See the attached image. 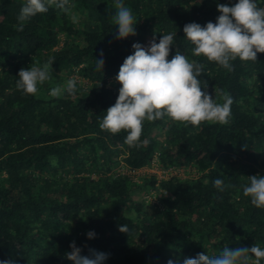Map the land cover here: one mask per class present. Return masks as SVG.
Here are the masks:
<instances>
[{
    "label": "trees",
    "instance_id": "trees-1",
    "mask_svg": "<svg viewBox=\"0 0 264 264\" xmlns=\"http://www.w3.org/2000/svg\"><path fill=\"white\" fill-rule=\"evenodd\" d=\"M123 2L137 35L121 40L115 0H70V13L51 7L23 31L14 25L26 0H0V261L73 264L66 258L73 242L82 256L107 254L104 264H183L224 247L264 248V209L243 196L249 177H264V53L233 61L229 72L193 57L183 32L189 23L215 24L217 5L238 0ZM256 3L264 8V0ZM172 32L168 59L179 51L204 65L201 90L218 103L219 93L231 95L230 123L145 121L141 140L149 143L129 147L127 133L99 127L119 95L115 77L133 44L147 47ZM49 59L52 78L36 95L17 89L22 68ZM73 76L75 96L49 95ZM154 168L165 177L140 174Z\"/></svg>",
    "mask_w": 264,
    "mask_h": 264
},
{
    "label": "clouds",
    "instance_id": "clouds-1",
    "mask_svg": "<svg viewBox=\"0 0 264 264\" xmlns=\"http://www.w3.org/2000/svg\"><path fill=\"white\" fill-rule=\"evenodd\" d=\"M116 15L114 24L118 27L117 38L124 40L137 35L136 19L130 7L123 0H115ZM55 7L64 13H70V0H26L17 17V31H23L25 21L49 11ZM220 13L217 22L207 23L202 27L197 23L186 24L183 28L186 39L194 46L193 57H203L214 62L227 71H233V61H257V53H264V8L258 7L256 0H238L233 6L217 5ZM177 33L163 34L157 43L156 38L146 47L140 43L133 44V54L121 65L116 81L121 85L115 105L108 108L106 115L99 123L102 131L112 135L127 133L124 143L132 148L147 145V139L141 140L145 121L155 122L166 117L199 128L204 122L221 125L230 123L233 98L227 93H219L222 103H218L207 92L202 91L199 77L203 74L204 65L197 60H190L177 51L171 60L168 59ZM49 59L42 65L33 64L28 69L19 71L16 87L24 95H36L40 87L51 80ZM104 60H96V70L102 71ZM78 77L69 78L63 88L56 86L50 89L49 95L60 98L63 93L75 96ZM249 183L243 186V196L250 199L253 206L264 209V177L251 176ZM207 183V181H206ZM214 187L223 192L224 181L217 178ZM126 214V212L124 213ZM135 216L133 211L130 214ZM119 231L129 234L128 225L119 227ZM88 238L95 237L93 231ZM72 251L66 258L73 264H104L107 254L95 252L94 258L81 255V249L73 242ZM264 248L258 244L251 247L230 249L224 247L217 255L200 253L196 258H187L183 264H262ZM0 264H13L12 261H0ZM168 264H173L172 260Z\"/></svg>",
    "mask_w": 264,
    "mask_h": 264
},
{
    "label": "rangeland",
    "instance_id": "rangeland-1",
    "mask_svg": "<svg viewBox=\"0 0 264 264\" xmlns=\"http://www.w3.org/2000/svg\"><path fill=\"white\" fill-rule=\"evenodd\" d=\"M180 174H183V171L179 172ZM140 174H156L158 175L160 178L165 177V174H163L162 171L158 170L157 168L154 169H144L142 171H140ZM175 174V172H174Z\"/></svg>",
    "mask_w": 264,
    "mask_h": 264
}]
</instances>
